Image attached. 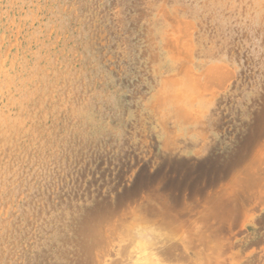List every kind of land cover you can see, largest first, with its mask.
Listing matches in <instances>:
<instances>
[{"label":"rangeland","instance_id":"rangeland-1","mask_svg":"<svg viewBox=\"0 0 264 264\" xmlns=\"http://www.w3.org/2000/svg\"><path fill=\"white\" fill-rule=\"evenodd\" d=\"M0 264H264V0H0Z\"/></svg>","mask_w":264,"mask_h":264}]
</instances>
